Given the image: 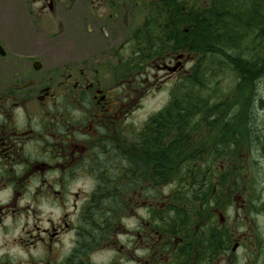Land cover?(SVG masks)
<instances>
[{
  "label": "flooded vegetation",
  "instance_id": "flooded-vegetation-1",
  "mask_svg": "<svg viewBox=\"0 0 264 264\" xmlns=\"http://www.w3.org/2000/svg\"><path fill=\"white\" fill-rule=\"evenodd\" d=\"M188 1L0 0V264H221L248 250L258 224L235 147L218 142L210 191L188 179L185 120L170 125L186 105L154 118L174 89L124 127L133 100L187 83Z\"/></svg>",
  "mask_w": 264,
  "mask_h": 264
},
{
  "label": "rangeland",
  "instance_id": "rangeland-1",
  "mask_svg": "<svg viewBox=\"0 0 264 264\" xmlns=\"http://www.w3.org/2000/svg\"><path fill=\"white\" fill-rule=\"evenodd\" d=\"M201 1L206 4L205 0H189V8H197L198 11L204 10L208 4L198 8L197 3ZM262 5L264 6V0H238L236 9L238 13L241 12V17L246 21L250 19V16L246 18L247 15L253 13V10L259 9ZM262 14H264V10ZM188 23L190 27L189 17ZM241 25L244 29L241 36V48L236 50H233V48L225 49L222 54H216V57H208L202 60L201 69L203 64L205 67L214 61L217 62L218 66L220 62L223 65H221V70L217 72V75L208 73L206 78H203V75H199L201 81L204 82L203 86H195L192 92L189 93L193 97V104L196 106L199 103L198 111L193 112V116L187 119L184 133L188 138H191L188 151L189 174L192 171H196L197 173H205L210 176L209 185L210 190H212L215 183V181H212V177L218 173L216 170L222 162L216 150L217 144L220 142V150L223 151L232 145L233 148L235 147L232 156L236 157L237 155L236 166L239 167V170L241 169L239 172L241 178L238 177L239 184H242V186L248 184L252 193L254 201L253 217L256 218L258 224L255 230L256 237L248 241V250H239L230 263L222 261L221 264H244L247 262L246 259L250 258L249 264H264V214L261 216L257 215L258 211L263 210L264 212V77L254 79L255 87L246 82L240 85L242 82L241 78L226 62V60L230 61L231 55L240 56L248 61L262 57L264 55V37L261 39L256 36L259 33L257 27L245 29V24L241 23ZM189 53L191 54L190 50ZM195 65L193 59H189V75H194L197 69L195 68L194 72L192 69ZM184 81H182V91L184 93L187 92V94L184 96L183 101L189 99V82L187 80L185 84ZM179 84L181 87L180 81L176 83L173 81L171 85H167L161 92L156 91V93L143 99L138 97V99L133 100L131 102L133 107L128 114V118L125 119L124 127L128 126L131 130L133 123L145 120L151 113L165 106L171 99L173 89L178 90ZM179 93L180 91H178V95ZM203 101H206V103H203ZM192 109H194V106H192ZM207 112L208 114L206 115ZM214 116L217 121L214 120ZM210 117L215 122L206 120V118L209 119ZM232 119H234L233 122ZM251 131L255 136L259 137L260 135L262 137H260V142L256 143L253 141ZM234 132L237 137L233 140L231 136ZM232 142L235 143V146ZM239 155L241 156L240 158H238ZM224 162L226 163L227 161ZM226 166L227 168L229 167L228 165ZM214 171H216L215 174ZM188 179H190L189 176ZM188 193L190 194L191 191L189 190ZM256 202H260V204ZM238 213L241 216L244 215L242 210H238ZM231 220L233 221L234 218ZM256 243L258 248H256L257 246L252 249L249 248ZM103 258H105L104 254L95 256V260L98 263H101Z\"/></svg>",
  "mask_w": 264,
  "mask_h": 264
},
{
  "label": "trees",
  "instance_id": "trees-1",
  "mask_svg": "<svg viewBox=\"0 0 264 264\" xmlns=\"http://www.w3.org/2000/svg\"><path fill=\"white\" fill-rule=\"evenodd\" d=\"M237 1L238 0H210L209 5L205 7L204 10L198 11L195 8L190 9L188 48L190 52L198 54V59L192 71L194 72L195 68L197 70L194 72V75L192 74L188 77V94L192 92L195 86H203L204 82L201 81L199 75H203V78H206L208 73L211 75H217V72L221 70V65H223V63L220 62V65L218 66L217 62L214 61L205 67L203 64V68L201 69L200 65L202 60L208 57H216L217 55L222 54L225 49L228 50L229 48H233V50H236L241 48V36L244 31L241 23L245 24V29L257 27L259 29V33L256 36L261 39L264 37V14H262L264 6L262 5V7L259 9L253 10V13L248 14L246 17L249 18L250 16V19L244 21V18L241 17V12L238 13L236 9ZM229 60L230 61L226 60L227 65L231 66L241 78L242 82L240 85L246 82L247 84L250 83L251 86L255 87L254 79L257 77H264V55L251 61H248L240 56L231 55ZM177 92L178 90L174 91V96L177 94ZM186 94L187 92L185 95ZM188 98L189 99L183 101L180 94V99L179 97L177 100L174 99L164 110L154 116V118H168L166 115L170 110L169 108H172L173 105L182 103L183 105H186L183 111L172 110L173 115L171 114L169 118L172 119V123L170 124L171 128L176 126V119L182 118L185 120V122H183L185 125L187 119H190L193 116V112L195 113L198 111L199 106V103H197L198 105L196 106L193 104L194 101L191 94H189ZM203 103H206V101H203ZM192 106H194V109H192ZM176 114H179V116ZM207 114L208 112L206 115ZM206 115L205 117H207ZM206 120L212 121L213 119L210 117L209 119L206 118ZM251 134H253L252 131ZM260 137V135L258 137L253 134L252 139L257 143L260 142L262 138ZM188 176L190 177L191 182L194 184L210 182V176L205 173L202 174L192 171V173H190Z\"/></svg>",
  "mask_w": 264,
  "mask_h": 264
}]
</instances>
